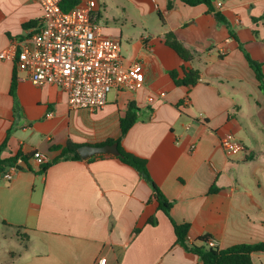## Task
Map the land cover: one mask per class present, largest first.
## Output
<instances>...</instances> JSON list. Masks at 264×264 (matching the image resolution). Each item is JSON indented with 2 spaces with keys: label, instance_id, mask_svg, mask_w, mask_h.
I'll use <instances>...</instances> for the list:
<instances>
[{
  "label": "crops",
  "instance_id": "1",
  "mask_svg": "<svg viewBox=\"0 0 264 264\" xmlns=\"http://www.w3.org/2000/svg\"><path fill=\"white\" fill-rule=\"evenodd\" d=\"M79 1L92 2L103 34L119 40L123 65H143V86L110 91L96 112L73 110L59 88L33 85L13 60L0 58V158L38 151L48 162L67 142L115 140L133 103L138 120L120 146L146 160L172 201L171 219L189 224L188 242L208 236L221 249L264 243V94L239 47L264 72V0H213L226 23L203 4L180 0ZM41 14L34 0H0V53ZM168 32L192 53L191 62L165 45ZM189 69L200 73L194 86L176 85L169 75L181 78ZM227 132L243 152L224 153L219 140ZM151 217L155 225L147 224ZM0 231L17 246L0 251V264H95L101 257L105 264H200L174 244L150 186L111 155L60 161L45 173L30 157L10 181L1 175ZM251 259L264 264V252Z\"/></svg>",
  "mask_w": 264,
  "mask_h": 264
},
{
  "label": "built area",
  "instance_id": "2",
  "mask_svg": "<svg viewBox=\"0 0 264 264\" xmlns=\"http://www.w3.org/2000/svg\"><path fill=\"white\" fill-rule=\"evenodd\" d=\"M42 10L36 26L13 41L0 58L14 61L35 86H56L66 94L70 109H85L90 113L106 104L112 90L135 92L144 83L141 63L124 66L120 42L102 32V23L96 19L94 4L81 3L63 11L61 0H34ZM221 6L218 2L217 7ZM220 147L227 155L243 152L244 145L230 132L222 134ZM37 165L46 162L38 151L31 154ZM17 162L3 173L10 181L17 172ZM213 246V241L209 242ZM104 257L95 264H105Z\"/></svg>",
  "mask_w": 264,
  "mask_h": 264
},
{
  "label": "trees",
  "instance_id": "3",
  "mask_svg": "<svg viewBox=\"0 0 264 264\" xmlns=\"http://www.w3.org/2000/svg\"><path fill=\"white\" fill-rule=\"evenodd\" d=\"M183 4L193 7L200 4L205 5L210 12H213L217 21L221 23H226L225 19L221 15L220 12L216 11L213 7V0H180ZM80 4L79 0H61L60 7L63 11H68L77 5ZM171 7V3L168 4V8ZM161 22L164 21L161 19ZM29 25L26 24L23 27L26 28ZM164 43L170 49H172L177 56L183 62H191L193 60L192 53L187 50L184 45L176 38V36L172 32H168L164 35ZM240 50L242 51L244 58L249 65V67L254 72L255 78L258 82V88L262 94H264V72H262L260 63L254 61L248 53L242 48L240 45ZM170 77L174 81L176 85L190 87L194 86L198 83L200 79V73L198 70L189 69L184 71L183 76L178 78L177 73L175 71H171L169 73ZM15 87V77H12L10 91H13ZM139 109L133 104L129 103L127 111L123 118L119 120L120 126V136L115 139H108L103 143H99L97 146L117 144V148L119 151V156L117 159L123 164L131 167L133 170L137 172L139 177L143 179L152 190V197L158 204V210L162 211L170 220L174 235H175V245L180 247L183 251L187 253H191L195 255L200 264H253L251 259V254L253 252H264V243H254V244H237L228 248H218L215 245H209L210 239L208 236H202L198 239V244H193L188 242V223H176L173 221L169 215V211L172 207V201L166 199V197L161 193L158 186L153 182L152 178L147 169L146 160L139 158L127 151H125L120 146V141L122 137L128 132V130L132 127V125L138 120ZM79 145L67 142L63 147H60V153L54 159L45 162L40 165V172L45 173V171L53 164L58 163L60 161H80L82 158L77 152ZM5 148V144L0 145V154ZM31 155H24L22 153H18L16 156L9 159H1L0 158V176L6 171V168L15 164L18 159H21L22 162H26ZM94 158H104L110 157L107 154H100L93 156ZM215 188H211L210 191H214ZM5 224V223H3ZM147 224L155 225L156 219L151 217L147 220ZM18 230V228H16ZM139 232V228L134 229V234ZM16 236L19 241H25V236L23 234H19L16 231Z\"/></svg>",
  "mask_w": 264,
  "mask_h": 264
},
{
  "label": "water",
  "instance_id": "4",
  "mask_svg": "<svg viewBox=\"0 0 264 264\" xmlns=\"http://www.w3.org/2000/svg\"><path fill=\"white\" fill-rule=\"evenodd\" d=\"M77 152L81 156L82 159H88L96 155L100 154H107L114 157L119 156V151L117 148V144H110V145H103V146H97V145H83L80 146L77 149Z\"/></svg>",
  "mask_w": 264,
  "mask_h": 264
},
{
  "label": "rangeland",
  "instance_id": "5",
  "mask_svg": "<svg viewBox=\"0 0 264 264\" xmlns=\"http://www.w3.org/2000/svg\"><path fill=\"white\" fill-rule=\"evenodd\" d=\"M2 233H5V231H0V235H2ZM18 242H22V241L18 240ZM7 248H11V249L14 248V251L17 250V246H15L14 244L11 243L7 244V242L0 239V251H5L7 250Z\"/></svg>",
  "mask_w": 264,
  "mask_h": 264
}]
</instances>
